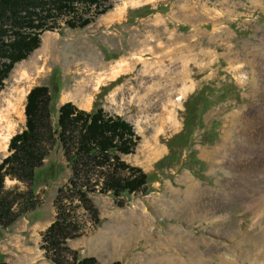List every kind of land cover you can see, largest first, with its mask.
Masks as SVG:
<instances>
[{"label": "rangeland", "instance_id": "obj_1", "mask_svg": "<svg viewBox=\"0 0 264 264\" xmlns=\"http://www.w3.org/2000/svg\"><path fill=\"white\" fill-rule=\"evenodd\" d=\"M100 2L82 6L79 12L83 17L92 16L101 6H110L83 28L67 25L73 16L67 11L38 9L32 15L35 23L52 26L40 30L39 45L15 61L3 80L0 132H7L5 116L10 99L22 89L26 92L22 118L16 121V131L9 135L6 145L0 147V158L9 154L11 137L26 126L25 105L32 87L48 86L50 112L44 115L52 125L57 124L64 103L72 102L89 111L97 102L106 113L120 115L132 124L139 139L134 151L123 154L122 159L141 167L150 180L146 189L119 197L101 190V182L96 184L97 190L88 193L95 212L86 209L78 195L66 193L62 210L70 213V221L78 223L82 232L69 238L67 245L81 258L94 256L99 264L115 260L122 264H169V255L192 264L189 250L175 241L185 229L198 239L203 252L199 264H252L242 250L254 248L255 241L263 238L264 205L257 216L256 211L233 200L238 190L226 183L238 174L226 161L233 145L243 139L241 110L252 103L264 104V98L256 99L255 92L263 81L251 67L253 55L264 52V0ZM25 30L34 31L31 27ZM230 57L242 61V72L234 70L241 63L230 65ZM118 63L125 65L124 70L111 76L109 69ZM105 72L107 76L98 81L96 76ZM86 79L87 86L79 90ZM172 106L176 124L168 115ZM186 173L199 188L223 194L224 206L199 216L196 210L205 198L189 191ZM71 175L64 150L56 142L37 169L33 183L6 176L4 185L25 192L27 197L36 187L37 207L23 216L43 222L55 220L59 210L55 198ZM262 184L256 183L258 187ZM248 188L243 187L240 193ZM190 199L197 206L192 216L188 210L179 209ZM214 215L223 218L214 222ZM228 225L242 232L232 238L223 236L222 230ZM49 226L42 230L37 244L27 236L24 242L31 244V250L23 252L12 247L3 232L1 261L54 264L42 247V233ZM203 236L234 248L226 261L207 253Z\"/></svg>", "mask_w": 264, "mask_h": 264}, {"label": "trees", "instance_id": "obj_2", "mask_svg": "<svg viewBox=\"0 0 264 264\" xmlns=\"http://www.w3.org/2000/svg\"><path fill=\"white\" fill-rule=\"evenodd\" d=\"M100 1L0 0V89L14 62L36 48L40 43V32L52 26L42 21L35 23L32 15L37 14L36 10L47 12L55 9L73 13L66 21L67 25L83 28L110 6H101L92 16L86 17L79 12L82 6L92 7ZM27 27L34 31H26ZM8 37L9 40H6ZM5 58L9 63L1 62ZM50 100L48 86L36 85L31 88L25 105L26 126L11 137L9 154L0 158V228L8 227L27 211L37 207L36 187L30 189L27 197L25 192L6 189V176L33 183L37 169L43 165L51 147L57 142L64 150L72 175L55 198L59 206L55 220L42 233L45 257L54 264H99L94 256L81 258L77 250L67 245L69 238H75L82 232L78 223L70 221V213L62 210L60 204L66 193H74L82 203H86V209L95 212L88 193L97 190L95 186L100 182L103 185L101 190L116 197L146 189L149 174L122 159L123 154L134 151L139 136L129 121L120 115L106 113L97 102L89 111L72 102L64 103L59 109L57 124L52 125L47 117ZM44 112H47V116ZM94 222H99L98 217ZM0 264L7 263L0 259ZM106 264L122 262L115 260Z\"/></svg>", "mask_w": 264, "mask_h": 264}, {"label": "bare ground", "instance_id": "obj_3", "mask_svg": "<svg viewBox=\"0 0 264 264\" xmlns=\"http://www.w3.org/2000/svg\"><path fill=\"white\" fill-rule=\"evenodd\" d=\"M132 3H141L144 0H130ZM149 1V0H146ZM253 2H258V0H253ZM255 4V3H254ZM126 5V4H125ZM124 8V7H123ZM184 8H188L187 5H184ZM123 10V9H121ZM264 42V37L262 38ZM232 47H230L231 50ZM231 58V57H230ZM230 65H236L237 63H241L239 66H234V70L242 72L243 65L242 61L236 57H232L230 60ZM248 64V63H247ZM247 64L245 65L246 67ZM125 65L122 63H118L117 66H112L109 70L111 71V76H114L118 72L124 70ZM118 67V68H116ZM254 71L256 72V76L261 78L263 83L261 85H256V94L257 98H264V52L261 55H253V63L251 64ZM107 71V70H106ZM26 76L25 73H23ZM107 76L106 72L104 74H98L96 76L98 81H101L103 78ZM87 79L85 82L78 87L79 90H83L87 86ZM25 90H20L15 97L14 100L9 101V111L5 116V127L6 133L0 132V147L6 145V141L11 135L13 131H16L17 124L16 121L22 118L23 111L21 109L22 100L25 97ZM22 93V94H21ZM182 98V97H181ZM176 104V103H175ZM153 107V106H151ZM174 107L169 110V118L172 123L176 124V120L174 117ZM1 111V110H0ZM240 114V113H239ZM2 115V114H1ZM4 118V117H3ZM2 119V116L1 118ZM2 121V120H1ZM3 125V124H2ZM4 128V127H3ZM240 133L243 136L242 141L237 142L232 147V152L229 158L227 159V164L232 167V169L236 170L238 177L234 180L230 179L227 181V185H231L235 187L238 191L233 195V200H238L241 203L247 205V207L251 210L256 211L257 216H260L259 209L264 205V104L263 103H252L248 108H244L241 110V122L239 125ZM1 130V129H0ZM5 131V130H4ZM184 179L187 181V186L189 191L194 194H202L203 199L200 202V206L197 208L193 199L187 200L182 207L179 209L182 212L186 210L189 211L188 216H192L194 214L193 207L195 206L198 210H196L199 216L208 214L212 211H216L217 209H221L224 206L223 194L217 193L215 189L208 188H199L196 182L193 180L192 175L190 173L184 174ZM248 183H252L253 186L250 187ZM256 183H263L260 187L256 185ZM243 187H249L246 192H241L240 189ZM199 203V202H198ZM181 204V203H180ZM211 210V211H210ZM207 212V213H206ZM262 215V214H261ZM195 216V215H194ZM222 216L214 215L213 221L222 220ZM212 221V222H213ZM227 225V224H226ZM214 231L217 233L219 230L216 228ZM242 232L241 229H237L234 225H228L222 230L223 236H229L230 238L238 235V233ZM203 241L207 244L206 251L208 254H216L226 261L229 252L234 248H230L228 246L217 243L216 241L202 237ZM198 239L194 236V233L189 230L182 229L181 234L175 240L178 245L184 246L189 250V255L191 256L189 260L193 262L192 264H199L198 257L202 255L203 252L198 247L197 241ZM243 241V240H241ZM239 242L236 246H240ZM254 248H246L242 250L244 256L252 262V264H264V234L261 240L255 241ZM245 252V253H244ZM212 256V255H211ZM169 264H184L182 260L174 257V255H169ZM203 264V263H202ZM220 264H228L222 263Z\"/></svg>", "mask_w": 264, "mask_h": 264}, {"label": "crops", "instance_id": "obj_4", "mask_svg": "<svg viewBox=\"0 0 264 264\" xmlns=\"http://www.w3.org/2000/svg\"><path fill=\"white\" fill-rule=\"evenodd\" d=\"M53 221H54L53 218L45 219L43 220V222H41L40 219L30 221L29 218L22 216L19 217L15 222H13L8 227L0 228V237L3 235L4 232L8 240L10 241L12 247L20 249V251L22 252L25 250L30 251L31 244L27 245L24 242V239H26L27 236H31L32 241H35L37 244L40 241L39 239L41 238L42 230L47 226H49L50 224H52ZM40 258H42L41 255L39 256V259ZM45 262L48 263V261Z\"/></svg>", "mask_w": 264, "mask_h": 264}]
</instances>
